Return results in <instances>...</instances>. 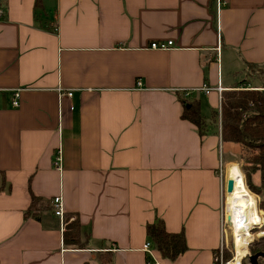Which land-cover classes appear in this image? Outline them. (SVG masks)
Instances as JSON below:
<instances>
[{"label":"crops","instance_id":"obj_1","mask_svg":"<svg viewBox=\"0 0 264 264\" xmlns=\"http://www.w3.org/2000/svg\"><path fill=\"white\" fill-rule=\"evenodd\" d=\"M225 2L0 0V264H216L238 152L220 93L264 86V0ZM157 220L183 235L173 259L145 234Z\"/></svg>","mask_w":264,"mask_h":264},{"label":"trees","instance_id":"obj_2","mask_svg":"<svg viewBox=\"0 0 264 264\" xmlns=\"http://www.w3.org/2000/svg\"><path fill=\"white\" fill-rule=\"evenodd\" d=\"M181 116L196 127L203 124V119L194 103L184 106ZM219 127L222 141L237 144V155L241 162L240 166L244 172L247 187L258 195V207L264 211V86L261 89L221 91ZM252 176L255 180L252 179ZM246 190L248 189L246 188ZM225 199L227 203V194ZM36 202L37 199L31 197L30 208ZM67 228L68 232L63 234V241L77 247L83 246L78 239V223L73 221ZM145 234L162 257L173 259L185 249L182 233L166 232L159 220L147 224ZM250 252L251 255L264 253V237L252 244ZM99 259L103 264H109L110 258L107 254H99ZM256 263L264 264V257H257Z\"/></svg>","mask_w":264,"mask_h":264},{"label":"bare ground","instance_id":"obj_3","mask_svg":"<svg viewBox=\"0 0 264 264\" xmlns=\"http://www.w3.org/2000/svg\"><path fill=\"white\" fill-rule=\"evenodd\" d=\"M228 173V179L232 181V187L230 191H225V197L227 193L231 194L230 223L235 229L233 243L235 260L226 264H239L240 259L246 254L247 243L252 239L249 230L254 223V217L257 215V207L254 196L245 190L244 180L239 171L230 168Z\"/></svg>","mask_w":264,"mask_h":264},{"label":"rangeland","instance_id":"obj_4","mask_svg":"<svg viewBox=\"0 0 264 264\" xmlns=\"http://www.w3.org/2000/svg\"><path fill=\"white\" fill-rule=\"evenodd\" d=\"M255 75L258 76V80L260 79L261 80V77L264 78V73H261L260 71L258 72H255L253 73ZM261 74L263 76H261ZM261 76V77H260ZM238 79H240V77H238ZM235 154L234 156H231V157H226L225 158V161L226 159L228 158H231L229 160V164L230 163H235L237 164L236 166L234 167H231V169H237L240 173V175L243 177V180H244V187H245V190L246 188L249 190H246L247 192H249L250 194H252L255 198V202H256V207H257V215L254 217V223L253 225L251 226V229L249 230L250 234L252 235V239L247 243L246 245V254L240 259V263L242 264H250L248 259H247V256L248 255H251L250 253V250H251V246L254 242H256V240H258L259 238L261 237H264V233L262 234V232H264V211L261 210L259 207H258V201H259V197L258 195H256L254 192H252L248 187H247V184L245 182V175H244V172L243 170L241 169V162L239 160V157L237 155V151H235ZM224 161V162H225ZM227 168V167H226ZM240 169V170H239ZM229 170L230 168H227L226 169V179L229 178ZM242 172V174H241ZM252 179H254V177L252 176ZM228 195V200H227V210L225 211V214L224 217H226V219L224 218L223 219V226L225 227V232H226V242H224L223 244V247L221 248L220 251H217L216 252V259H215V262L216 264H225L226 262L228 263H232L233 260H235V257H234V249H233V243H234V235H235V229L232 227L230 221V216H231V210H232V203H231V194L230 193H227ZM223 211H224V206H223ZM75 219H73L71 222H73ZM75 222V221H74ZM230 223V225H229ZM262 234V235H261ZM254 237V238H253ZM232 244V246H231Z\"/></svg>","mask_w":264,"mask_h":264},{"label":"built area","instance_id":"obj_5","mask_svg":"<svg viewBox=\"0 0 264 264\" xmlns=\"http://www.w3.org/2000/svg\"><path fill=\"white\" fill-rule=\"evenodd\" d=\"M216 3V9L218 10V8H220L221 6H223L226 2L225 0H215ZM172 42L170 40H166V41H160V42H151L149 44V48L151 49H157V50H165V49H169V47L171 46ZM138 84V83H137ZM199 90H202L204 93H208L211 89H215L217 91H219V87H208V86H201L200 88H198ZM58 96H65V97H70L72 92L70 90H65V91H61L60 89L57 90ZM14 97L17 96V93L15 92ZM16 101L13 100L12 104L16 105ZM60 154H59V150L56 151V155L54 156L53 159V166L57 169H59V163H60ZM224 192H225V186H224ZM49 205H50V209L52 211V214L54 216H56L60 221H62V216H63V212H62V205H61V199L60 196H54L53 198H51V200L49 201ZM73 220V217H69L68 221ZM143 249L145 250V252H149V244L145 243L143 244ZM216 259V258H215ZM227 263V262H226ZM225 263V264H226ZM145 264H154L151 261H147Z\"/></svg>","mask_w":264,"mask_h":264},{"label":"water","instance_id":"obj_6","mask_svg":"<svg viewBox=\"0 0 264 264\" xmlns=\"http://www.w3.org/2000/svg\"><path fill=\"white\" fill-rule=\"evenodd\" d=\"M231 187H232V181L227 179L226 180V187H225V190L228 192L231 190ZM259 256H263L264 257V253H255L253 255H248V261L250 264H257L256 263V258L259 257Z\"/></svg>","mask_w":264,"mask_h":264}]
</instances>
